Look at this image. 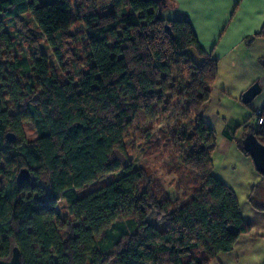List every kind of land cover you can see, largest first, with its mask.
I'll use <instances>...</instances> for the list:
<instances>
[{
	"label": "trees",
	"instance_id": "1",
	"mask_svg": "<svg viewBox=\"0 0 264 264\" xmlns=\"http://www.w3.org/2000/svg\"><path fill=\"white\" fill-rule=\"evenodd\" d=\"M170 3L0 0V260L17 248L20 264H209L250 231L235 191L213 174L216 133L203 113L218 62L188 20L163 17ZM159 124L183 147L176 198L131 163V147L150 143ZM240 126L264 144V123ZM21 169L29 177L19 184Z\"/></svg>",
	"mask_w": 264,
	"mask_h": 264
},
{
	"label": "crops",
	"instance_id": "2",
	"mask_svg": "<svg viewBox=\"0 0 264 264\" xmlns=\"http://www.w3.org/2000/svg\"><path fill=\"white\" fill-rule=\"evenodd\" d=\"M170 2V7L164 10L163 17L188 20L205 55L218 62L217 75L211 87L210 103L216 100L219 105L222 104L224 113L228 115L218 117L217 113L219 121L213 124L207 120L206 110L203 119L234 146L231 131L241 127L247 120L257 124L252 115L256 110L264 108V66L260 63V58H264V36L260 35L264 30V0ZM215 12H218V17L214 15ZM195 57L198 62L204 58L197 55ZM254 83L259 84L260 93L250 103L243 104L242 93ZM240 103L245 105L244 108H240ZM246 132L248 131L244 129V134ZM214 171L213 169V173ZM219 178L232 188L222 177ZM237 242L238 240L234 248Z\"/></svg>",
	"mask_w": 264,
	"mask_h": 264
},
{
	"label": "rangeland",
	"instance_id": "3",
	"mask_svg": "<svg viewBox=\"0 0 264 264\" xmlns=\"http://www.w3.org/2000/svg\"><path fill=\"white\" fill-rule=\"evenodd\" d=\"M214 15L218 17V12H215ZM22 18L30 21L36 34L40 36L39 32L36 30L35 24L30 18L27 16H23ZM83 29L84 28L80 24H76L73 27L74 32L78 35L82 33ZM41 44L47 51L50 62L55 66L54 59L51 57L52 52L50 48L44 43V40H41ZM15 50L18 53L27 55V46L23 39L16 38ZM179 63L174 64L175 70L179 68ZM182 74V71H175L173 78L182 79L184 83L188 82L189 77H184L185 75ZM169 96L170 94L167 95L165 100H169L170 105L173 103L172 107L174 108L175 102L170 100ZM217 104L218 102L216 100L214 102L212 101L206 109L207 111L205 110L207 120L213 124L219 121L217 113L218 117L228 115L224 113L225 110H223L222 104ZM240 104V108H244L245 105L242 103ZM172 107L171 110L173 109ZM239 111L235 110L234 112ZM172 114L173 112L171 111L167 118ZM165 118L166 117H164V120H166ZM161 125H157L156 129L153 130L150 143L139 146H137L136 143V145L131 147V163L136 168L142 167L150 171L152 175L165 186L169 195L172 198H176L186 189V187H184L176 190L177 171L174 167L177 159L179 160L181 156V151L177 153L178 149L176 148L177 146H179L180 149L183 147L182 145L180 146L173 143L169 136L163 138V135H160L157 131ZM253 126L257 129L256 122L253 123ZM23 130L27 139H35L37 137V133L32 124H24ZM214 131L216 133L215 150L212 156L214 173L217 174L216 177H222L232 186V189L236 193L243 219L251 225V229L248 233L239 237L237 245L231 252L220 253L217 259L211 261L209 264H264V179L256 171L252 159L244 155L237 146V142L240 141L244 135L243 127L241 128L238 126L235 131H231V140H233L234 146H231L230 144L232 143L226 141V138L222 137L215 129ZM164 132L166 133L167 131L165 130ZM156 143L158 144L157 147H155ZM168 147H170V149H168ZM121 174L122 172L108 174L104 176L102 180L86 186L85 191L90 192L95 190L103 182H109L119 177ZM56 208L60 211L62 217L67 216L64 204H58ZM62 236L66 238L67 234L63 233Z\"/></svg>",
	"mask_w": 264,
	"mask_h": 264
},
{
	"label": "water",
	"instance_id": "4",
	"mask_svg": "<svg viewBox=\"0 0 264 264\" xmlns=\"http://www.w3.org/2000/svg\"><path fill=\"white\" fill-rule=\"evenodd\" d=\"M260 90L261 89L258 83L252 84L242 93L241 102L243 104L250 103L260 93ZM7 138L13 139V135L8 134ZM241 149L244 153L249 155L253 161L256 171L264 178V144L252 130L246 132L241 139ZM28 177V170L21 169L17 174L16 180L19 184H22L28 180ZM0 264H20L19 250L14 248L11 258L9 260H0Z\"/></svg>",
	"mask_w": 264,
	"mask_h": 264
},
{
	"label": "built area",
	"instance_id": "5",
	"mask_svg": "<svg viewBox=\"0 0 264 264\" xmlns=\"http://www.w3.org/2000/svg\"><path fill=\"white\" fill-rule=\"evenodd\" d=\"M256 115L258 117V119H257V125L260 126V125H262L264 123V119H263L261 110H259V109L256 110Z\"/></svg>",
	"mask_w": 264,
	"mask_h": 264
}]
</instances>
